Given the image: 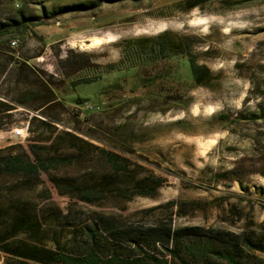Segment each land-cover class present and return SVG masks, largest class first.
Returning <instances> with one entry per match:
<instances>
[{"label": "rangeland", "instance_id": "rangeland-1", "mask_svg": "<svg viewBox=\"0 0 264 264\" xmlns=\"http://www.w3.org/2000/svg\"><path fill=\"white\" fill-rule=\"evenodd\" d=\"M185 1L15 0L0 7V21L17 11L32 19L5 48L52 83L63 105L59 129L76 127L83 139L141 167V177L162 181L154 197L89 206L61 196L44 176L52 194L44 206L68 215L48 221V248L59 242L83 250L74 229L96 215L170 217L176 228L202 226L264 241V3L206 0L203 9L185 12ZM164 34L189 38L186 55L153 62L133 52L137 41ZM190 58L211 73L203 85L192 77ZM2 82L7 95L6 77ZM85 103L94 109L85 110ZM20 111L11 128L0 130V149L27 145L30 135L14 136L29 127L27 111ZM169 202L174 209L164 206ZM256 256L261 262L253 263L264 264V254ZM7 257L0 253V264L15 263Z\"/></svg>", "mask_w": 264, "mask_h": 264}, {"label": "trees", "instance_id": "trees-1", "mask_svg": "<svg viewBox=\"0 0 264 264\" xmlns=\"http://www.w3.org/2000/svg\"><path fill=\"white\" fill-rule=\"evenodd\" d=\"M14 1L0 0V7ZM249 1L264 3V0ZM205 4L206 0H186L182 6L185 12H191L203 9ZM31 20L23 11H17L14 17L0 21V86L5 77L10 85L7 95L0 91V130L11 128L9 122L20 110H25L30 134L27 145L0 149V253L6 254L8 261L14 258V264H254L253 261H260L256 256L264 254V241L260 239L202 226L176 228L170 217L146 222L96 215L89 224L74 229L83 250L70 251L59 242L52 249L43 243L49 233L48 223L68 217H63L59 207L44 206V202L52 200L44 176L61 196L77 205L89 206H101L108 201L118 207L137 195L154 197L162 181L151 174L141 177L138 172L141 167L132 166L127 158L83 139L80 137L83 133L76 127L59 129V125L65 126L58 110L63 105L56 98L52 83L37 68L11 59L5 48L10 36L29 30ZM191 45L189 38L172 40L164 34L137 41L133 52L141 57L145 54L144 57L154 62L168 59L172 54L186 55L184 49ZM189 62L192 77L198 85H203L211 76L210 71L199 67L195 59L190 58ZM43 92L47 96L42 97ZM41 98L45 100L42 105H30ZM75 103L80 105L83 101L77 98ZM164 206L171 210L176 203Z\"/></svg>", "mask_w": 264, "mask_h": 264}, {"label": "built area", "instance_id": "built-area-1", "mask_svg": "<svg viewBox=\"0 0 264 264\" xmlns=\"http://www.w3.org/2000/svg\"><path fill=\"white\" fill-rule=\"evenodd\" d=\"M11 44L13 46H16L17 44V41H13L11 42ZM83 108L85 110H93L94 107L92 105H90V103H85L83 105ZM29 130H28V127L26 129H15L14 130V136L17 137V138H22L23 140H26L28 137H29Z\"/></svg>", "mask_w": 264, "mask_h": 264}]
</instances>
